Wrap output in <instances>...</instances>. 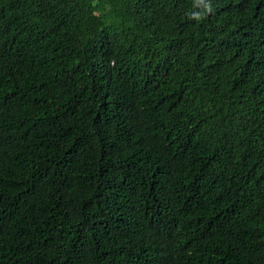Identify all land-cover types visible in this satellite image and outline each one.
<instances>
[{
  "label": "trees",
  "instance_id": "16d2710c",
  "mask_svg": "<svg viewBox=\"0 0 264 264\" xmlns=\"http://www.w3.org/2000/svg\"><path fill=\"white\" fill-rule=\"evenodd\" d=\"M0 264H264V0H0Z\"/></svg>",
  "mask_w": 264,
  "mask_h": 264
}]
</instances>
